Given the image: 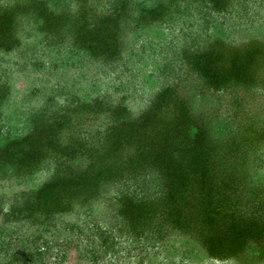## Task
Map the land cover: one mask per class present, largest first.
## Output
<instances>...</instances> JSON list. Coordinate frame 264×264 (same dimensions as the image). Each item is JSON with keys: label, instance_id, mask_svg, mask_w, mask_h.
Segmentation results:
<instances>
[{"label": "rangeland", "instance_id": "374dc122", "mask_svg": "<svg viewBox=\"0 0 264 264\" xmlns=\"http://www.w3.org/2000/svg\"><path fill=\"white\" fill-rule=\"evenodd\" d=\"M254 68L264 0H0V264H90L106 214L264 264Z\"/></svg>", "mask_w": 264, "mask_h": 264}, {"label": "clouds", "instance_id": "9594fccd", "mask_svg": "<svg viewBox=\"0 0 264 264\" xmlns=\"http://www.w3.org/2000/svg\"><path fill=\"white\" fill-rule=\"evenodd\" d=\"M259 68H254L249 78L237 89L238 101L244 107L260 112L264 109V76ZM219 92L220 89H217ZM84 224L89 223L83 218ZM92 228L82 241L89 253L90 264H190L192 256L184 247L179 233L170 235L162 228L151 223L134 226L123 216L113 218L106 214L92 221ZM78 256L73 257V264H78ZM209 253L200 246L198 264H208ZM232 264H237L236 257L229 255Z\"/></svg>", "mask_w": 264, "mask_h": 264}]
</instances>
